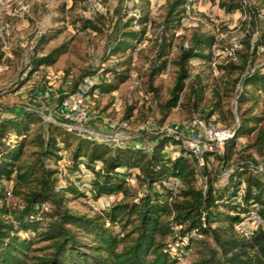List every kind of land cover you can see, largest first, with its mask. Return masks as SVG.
Instances as JSON below:
<instances>
[{"label": "trees", "instance_id": "trees-1", "mask_svg": "<svg viewBox=\"0 0 264 264\" xmlns=\"http://www.w3.org/2000/svg\"><path fill=\"white\" fill-rule=\"evenodd\" d=\"M69 1L74 8L85 0ZM132 2L123 14L118 7L113 10L102 63L117 55L127 57L102 68L91 94H113L131 75L132 55L136 45L144 40L146 25L150 23L148 12L141 13L135 2L149 7L152 1ZM218 2L227 15L241 8L235 0ZM188 3L189 0L168 2L156 40L157 50L149 66L150 85L165 68L172 51V37L181 27ZM134 10L139 12L138 16L127 18V13ZM78 22L83 31L100 32L95 16L82 17ZM135 26L140 28L135 30ZM58 33L44 32L38 37L27 56L30 71L7 88L10 93L21 89L34 71L53 66L67 53L68 45L64 43L38 55L40 48ZM247 39L246 53L236 55L241 63H221L219 71L230 75L246 71L263 45L262 38L252 46ZM216 42L215 36L195 30L187 46L179 47L171 60L176 69L174 83L167 99L158 103L162 122L179 102L189 116L197 113L206 119L219 109V104H214L204 114L206 87L200 75H192L190 67L192 60L212 65L211 49ZM5 56L0 41V66ZM97 72L99 67L85 76ZM84 77L73 83L70 93L77 90ZM107 78L111 81L107 82ZM237 81H233V87ZM239 84L238 105H252L242 114L223 154L205 152L202 164L185 151L180 140L173 142L166 134L153 136L152 147L146 150L139 143L115 144L84 136L57 123H44L34 104L28 103L23 109L0 117V264H183L195 246L199 247V256L189 264H264V225L248 238L235 230V225L253 210L264 223V179L253 175L250 169L256 158L224 171L223 182L211 177L210 171L214 158L226 167L240 137L257 133L255 142L248 147L260 151L263 144L264 131L257 128L262 119L253 111L259 105V97H264V65L247 70ZM66 96L60 92L57 105ZM132 110L133 107L128 109L127 120ZM35 126L37 130L32 134ZM171 143L179 149H169ZM28 146L34 150L28 151ZM58 160L64 162L58 164ZM62 164V168L58 167ZM83 173L90 177L84 180ZM132 174L136 176V186L130 180ZM61 178L65 180L63 185L59 184ZM171 178L181 182L176 191L165 187ZM74 181L82 186H76ZM85 187L89 193L84 191ZM109 196L117 199L92 216L75 214L67 205L70 200L98 201ZM10 197L20 203L9 206ZM40 243L45 245L36 247Z\"/></svg>", "mask_w": 264, "mask_h": 264}, {"label": "rangeland", "instance_id": "rangeland-1", "mask_svg": "<svg viewBox=\"0 0 264 264\" xmlns=\"http://www.w3.org/2000/svg\"><path fill=\"white\" fill-rule=\"evenodd\" d=\"M151 1L149 7L135 2L139 5L141 13L148 12L150 23L146 25L144 40L136 45L132 55V70L129 79L121 84L113 94H106L92 100L89 112L93 121L84 126L93 132L94 137L113 142L111 140L113 134L108 125L127 122V126L118 132L120 136L124 137L122 141H126L128 144L139 143L146 150L151 149V140L155 135H140L137 131L140 122L146 118H153L160 123L166 122L175 127L189 116L180 107L178 110L172 111L169 117L162 122L163 114L158 103H163L168 97V91L175 79L176 69L174 67L166 77H157L151 85L148 80L149 66L157 50L156 40L162 31L160 25L170 0ZM235 1L241 6L243 1H247L248 5L244 10L240 8V10L227 15L219 7L218 0H208V5H202L199 10H195L196 19L190 20L184 27L181 26L172 37V51L169 56L173 60L179 47L182 44L184 46L187 44L195 30L216 37L219 51L222 54L219 57H213L212 63L215 66L194 65L191 68V73L193 76L200 75L202 83L206 87L202 105L204 114L214 104H219L216 113L224 128L237 127L242 114L247 107L252 105L251 102H248L240 107L237 103L240 79L247 70L252 71L264 65V0ZM93 2L98 4L106 15L98 12L93 15L95 23L99 25L100 32L90 30V33L82 34L83 30H81L78 20L84 17L79 12V9L84 7V2L71 8L69 0H0V41H4L8 46L4 62L0 66V117H6L23 109L28 103L37 105L35 108L41 107L43 104L49 105L51 103L50 95L62 92L66 84L69 85L68 91H71L73 83L93 69L111 67L126 59V55H117L108 62L102 63L105 46L111 33L113 10L118 7L123 14L127 7L130 9L133 5L132 0H93ZM138 14L137 10L129 11L127 18L136 17ZM139 28V26H135L134 29L138 30ZM56 31H60V33L43 45L38 55L47 54L53 48L64 43L68 45L67 53L62 55L49 69L42 68L36 76H31L17 93H10L7 88L26 76L23 74L25 67L21 61L23 56L31 54L42 33ZM248 37L251 46L260 38H262L263 45L259 47L253 62L247 65L246 71H238L231 75L219 71L218 65L227 61L223 52L233 49L235 56L245 54L247 49L244 41L248 40ZM91 52L94 54L93 56L90 55ZM92 57L97 59L96 63L93 62ZM234 63H241L238 56ZM102 64L103 66H101ZM236 79H238L237 85L233 87V81ZM106 80L107 82L111 81L110 78ZM150 88L156 92H152ZM130 107H133L131 122L130 118L129 120L125 118ZM253 114L262 119L257 128L264 131V97H259V105L254 108ZM32 129V134H34L37 126ZM256 135L257 133H254L237 140L235 154L225 168L221 167V161L214 158L210 165L211 177L223 182L226 177L222 176V173L232 168L236 163H250L255 158L264 157V138L260 151L257 148L248 147L255 142ZM126 137L128 140L125 139ZM113 143L117 144L115 141ZM27 149L28 151L34 150L32 146H28ZM69 154V152L65 154L66 161L69 159ZM62 162L64 161L58 160L57 163L61 164ZM64 165H58V167L62 168ZM64 183L65 180L61 178L59 184L63 185ZM132 183L134 186L138 185L135 180ZM7 203L12 206L19 204L20 201L10 197ZM67 205L75 214L92 216L95 213L85 202V199L70 200ZM48 207L47 205L46 208ZM44 245V243H40L36 247ZM198 249L199 247L195 246L183 264L196 261L199 256Z\"/></svg>", "mask_w": 264, "mask_h": 264}, {"label": "built area", "instance_id": "built-area-1", "mask_svg": "<svg viewBox=\"0 0 264 264\" xmlns=\"http://www.w3.org/2000/svg\"><path fill=\"white\" fill-rule=\"evenodd\" d=\"M84 3V7L79 9V12L84 17H91L95 14V12L106 15L105 11L98 4L94 3L93 0H85ZM208 4V0H189V3L185 6L181 26L184 27L190 20H195V10H199L202 5ZM247 5L248 2L243 1L241 9L244 10ZM82 34H88V32L83 31ZM1 43L2 51L6 55L8 46L4 41H1ZM186 46L187 44L185 45V47ZM211 52L213 57H219L220 54H222L218 48V40L212 46ZM223 54L227 58V61H225V63L236 60L235 51L233 49L223 52ZM90 55L93 56L94 54L91 52ZM92 60H94V63L97 62V59H93V57ZM171 60L172 59L169 57L160 77L164 78L169 74L170 70L173 67ZM21 61L25 66L23 74L26 75L30 71V66L28 65V57L24 55ZM194 65H204V62L192 60L190 62V67L192 68V66ZM212 65L215 66L214 63ZM101 66H103V64ZM44 69H49V67H45ZM101 71L102 68H100L99 72L95 74L85 76L80 81L77 90L73 93H70V91H68L69 85L66 84L62 92L67 94V96L63 98L58 103V105L57 101L59 100L60 93H53L52 95H50V102L52 104H43L41 107L36 108V111L42 121L44 123H57L68 130H76L84 136L98 139L97 137H94L92 131L86 129L84 126L93 121V118L89 112L92 100L103 96L102 94L97 93L91 94V89L100 80ZM38 73L39 70L34 71L32 76H36ZM33 102L37 103L36 101ZM115 102H117V99H115ZM180 105L181 102L178 103L175 110H178L180 108ZM55 106L56 108L54 110ZM59 118L62 119V122L57 121ZM132 120L133 118L131 117L129 121L131 122ZM126 126L127 122H122L120 124L110 123V125H108L111 133L113 134L111 137V140L113 142L115 141L117 142V144L126 143V141H122L124 137L120 136L118 133L120 129H123ZM137 131L140 135L152 134L158 136L161 134H166L172 137L173 142L176 140H180L185 151L190 156L196 157L198 163L202 164L205 152H211L219 156L223 154L226 142L233 136L234 127L224 128L221 125L220 117L217 113H213L207 119L195 113L187 117L183 122L175 127L168 125L166 122L160 123L153 118H146L138 124ZM125 139L128 140V137H126ZM98 140L107 141L106 139ZM171 148L179 149V147L174 146L173 143L169 145V149ZM250 169L253 175L264 179V157L256 158V163L251 165ZM88 178L89 174L83 173V179L86 180ZM130 180H136L135 174H132ZM1 184H4V182L1 181ZM74 184L76 186H82L78 181H74ZM180 186L181 182L177 178H171L165 183L166 189L171 191H176ZM84 191L86 193H89L88 188L86 187L84 188ZM116 199L117 197L115 196L103 197L98 201H93L92 199L87 198L85 199V202L93 209L95 213H99L103 209L109 207V205ZM263 225L264 223L262 222L261 217L259 216L257 211L253 210L247 213L235 225V230L240 235L248 238L256 229Z\"/></svg>", "mask_w": 264, "mask_h": 264}]
</instances>
